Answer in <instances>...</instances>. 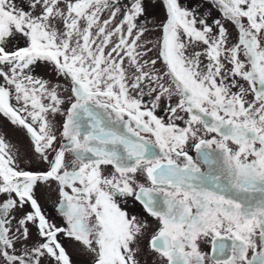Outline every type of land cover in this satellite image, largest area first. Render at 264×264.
<instances>
[{"label":"snow or ice","instance_id":"1","mask_svg":"<svg viewBox=\"0 0 264 264\" xmlns=\"http://www.w3.org/2000/svg\"><path fill=\"white\" fill-rule=\"evenodd\" d=\"M0 264H264V0H0Z\"/></svg>","mask_w":264,"mask_h":264},{"label":"rangeland","instance_id":"2","mask_svg":"<svg viewBox=\"0 0 264 264\" xmlns=\"http://www.w3.org/2000/svg\"><path fill=\"white\" fill-rule=\"evenodd\" d=\"M205 7H207V5H205ZM213 15H214V16H218V13H215V12H214ZM228 27L230 28V30H233V26L228 25ZM48 210H49V212H50L53 216H55V213L52 212L51 207H49Z\"/></svg>","mask_w":264,"mask_h":264},{"label":"flooded vegetation","instance_id":"3","mask_svg":"<svg viewBox=\"0 0 264 264\" xmlns=\"http://www.w3.org/2000/svg\"><path fill=\"white\" fill-rule=\"evenodd\" d=\"M205 250H207V248Z\"/></svg>","mask_w":264,"mask_h":264}]
</instances>
